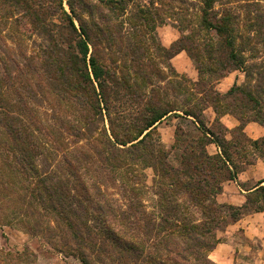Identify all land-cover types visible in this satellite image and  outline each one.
Wrapping results in <instances>:
<instances>
[{"label": "trees", "instance_id": "obj_1", "mask_svg": "<svg viewBox=\"0 0 264 264\" xmlns=\"http://www.w3.org/2000/svg\"><path fill=\"white\" fill-rule=\"evenodd\" d=\"M6 1L23 14L16 23L27 37L14 32L15 41L41 42L10 58L0 53V226L23 224L80 264H219L210 253L224 217L235 221L264 209V185L242 206L217 200L224 183L243 171L234 149L243 139L264 145L245 131L249 120L264 125V80L254 92L234 84L222 95L209 97L204 88L197 96L180 81H170V91L153 59L166 49L152 34L149 11L128 18V35L123 20L111 23L124 14L125 0H66L70 12L65 0ZM218 1L202 0L198 19L218 40L204 43V56L189 51L204 85L236 69L250 76L255 68L248 65L251 37L241 33L240 14L216 9ZM181 40L175 52L187 48ZM208 107L219 114L217 129L204 120ZM224 114L240 123L223 125ZM172 116L194 125H177L167 149L158 126ZM211 143L217 152H209ZM140 167L154 173L153 209L135 187L143 182ZM0 256V264L35 260L29 248L0 249Z\"/></svg>", "mask_w": 264, "mask_h": 264}, {"label": "rangeland", "instance_id": "obj_2", "mask_svg": "<svg viewBox=\"0 0 264 264\" xmlns=\"http://www.w3.org/2000/svg\"><path fill=\"white\" fill-rule=\"evenodd\" d=\"M33 2H39L44 0H32ZM48 3V0H46ZM127 8L119 19L112 21L116 23L121 20L124 21L123 32L128 33L130 31L131 24L128 22V18L131 15H136L141 9L150 12L152 17L151 26L155 25V30L152 34L156 38V42L166 50H163L161 54L154 52L153 59L155 63L161 67L162 71L166 74V80L170 91H173V83L170 81H180L188 92L196 93L200 96L199 91L207 89L209 97L217 95L218 93H226L234 84L247 87L252 92L258 88V83L264 80V20L257 18L258 13L264 15V0H222L215 3L216 9H223L225 6L233 9L240 14V30L243 35H249L251 42L249 44L246 55L248 56V65L253 68V74L247 75L246 71L236 69L229 72L225 77L212 79L211 82H207L204 85V81L199 80V70L197 68V62L194 55L204 56V43L214 42L218 40L217 35L213 33L202 31L198 25V19L201 14L202 0H125ZM56 5V4H55ZM64 8L70 12V7L66 0L64 1ZM15 9V10H14ZM12 10H14L13 13ZM11 15V16H10ZM23 16L19 8L14 6L12 2L6 0H0V53L6 57L14 56L15 53H20V49L26 48L29 52L33 51L36 44L41 42V39L37 36L32 38H23L22 43L15 41L14 32L27 37L23 33V30L16 23ZM89 19V16L85 14ZM53 19L59 23L60 17L54 15ZM254 21V22H253ZM76 25L79 26L77 20ZM189 25L188 30L181 29ZM131 32V31H130ZM130 33H128L129 35ZM192 37H188L187 35ZM182 39V40H181ZM186 44L187 48L175 52L173 48L177 47L179 41ZM150 42V39L147 40ZM118 42H122L119 41ZM117 42V43H118ZM123 43V42H122ZM117 45V44H116ZM179 47V46H178ZM168 50L175 52L172 57H169ZM192 52L193 54L189 53ZM9 54V55H8ZM199 80L198 82H196ZM264 87V83L262 84ZM210 89V91H209ZM220 96V95H219ZM184 95H179V98L183 99ZM249 105H252L251 101H248ZM223 109V107L221 108ZM253 113V112H252ZM264 113V111H263ZM251 114V113H250ZM219 114L215 113L213 107H208L204 111V120L207 126L218 128V122H215L216 117ZM253 115V114H251ZM239 120L233 116V114L221 115V121L223 125L228 127H234L231 121ZM183 127H193V123L187 119L180 117H169L163 120L158 130L161 133L163 143L167 149H171L175 141V129L177 125ZM236 124V125H237ZM192 129V128H189ZM245 131L251 139L264 138V125L257 120H249L245 123ZM230 137V136H229ZM264 145L255 147L253 143L246 139L240 143L238 148L234 149L235 160L243 165V171H245L251 164L255 163L260 157L264 156ZM244 148V149H243ZM237 150L241 151L236 152ZM209 151H211L209 149ZM175 153V152H174ZM242 153V154H241ZM56 159H60L58 155ZM251 161V164H246ZM56 161L51 163V168H54ZM139 173H143V182L136 184L135 187L141 188L142 197L145 200L147 207L153 209L157 202V196L154 194V173L151 168L142 169L137 168ZM243 171H241L243 173ZM241 172L239 174H241ZM238 174V175H239ZM145 184V186H144ZM108 191L111 196L120 199L121 196L118 190L113 184H109ZM226 214V212H224ZM225 221H230L229 216L224 217ZM222 220L221 229L217 230V235L220 239H225L224 230L229 223ZM17 221V220H13ZM23 224H6L0 226V249L5 251L23 250L29 248L35 255L33 264H80V262L73 257H65L63 254L54 252L42 241V237L33 236L25 229ZM1 257V256H0ZM32 258V257H31ZM254 258L247 254L241 255V259L237 261V264H252ZM236 264V263H235Z\"/></svg>", "mask_w": 264, "mask_h": 264}, {"label": "crops", "instance_id": "obj_3", "mask_svg": "<svg viewBox=\"0 0 264 264\" xmlns=\"http://www.w3.org/2000/svg\"><path fill=\"white\" fill-rule=\"evenodd\" d=\"M236 122L233 120L231 124L236 126ZM207 148L211 150L210 153L218 151L214 143ZM260 185H264V156L236 179L225 182L217 200L242 206L247 200V194ZM224 237L210 253L213 260L219 264H237L242 254H249L254 258L252 264H264V209L244 213L237 220L231 221L224 230Z\"/></svg>", "mask_w": 264, "mask_h": 264}]
</instances>
